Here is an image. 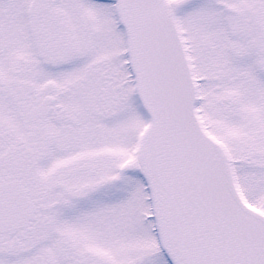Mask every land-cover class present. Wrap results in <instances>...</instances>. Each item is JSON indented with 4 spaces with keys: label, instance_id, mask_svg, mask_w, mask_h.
<instances>
[{
    "label": "snow or ice",
    "instance_id": "6c2138e0",
    "mask_svg": "<svg viewBox=\"0 0 264 264\" xmlns=\"http://www.w3.org/2000/svg\"><path fill=\"white\" fill-rule=\"evenodd\" d=\"M0 264H264V0H0Z\"/></svg>",
    "mask_w": 264,
    "mask_h": 264
}]
</instances>
